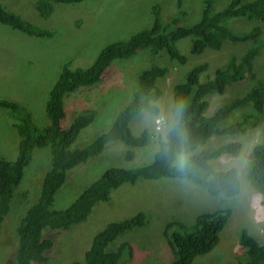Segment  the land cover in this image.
<instances>
[{"label": "trees", "instance_id": "trees-1", "mask_svg": "<svg viewBox=\"0 0 264 264\" xmlns=\"http://www.w3.org/2000/svg\"><path fill=\"white\" fill-rule=\"evenodd\" d=\"M80 1L37 0L36 8L47 19L54 11V3ZM176 3L178 14L166 21L161 17L162 4H153V23L150 27L133 33L127 39L106 45L91 65L72 68L65 64L50 90L46 103L49 123L44 128L36 126L31 112L18 101L0 97V107L9 109L17 118L14 127L20 136L16 159L8 160L0 155V234L17 191L21 190L23 197L27 198L29 190L18 188L23 182L25 168L32 159L34 148L52 147L51 167L43 177L39 197L20 217L17 247L10 264H47L48 253L55 243L51 231L66 230L87 219L98 202L109 201L113 189L124 183L135 184L140 179H148L157 183L155 189H158L159 185L164 188L179 181L193 187L202 186L209 193L225 198L240 193L242 185L238 168L215 169L210 160L224 154L239 156L243 143L234 139L213 147H206V144L215 136L224 139L236 137L249 128L262 125L264 77L256 82L254 79L258 76L255 70L257 57L264 45L261 38L264 31V0H229L221 10H215V0H203L201 16L191 25L180 24L181 16L186 15L187 11L184 0H177ZM231 19L236 20L231 24ZM240 19L252 24L249 27L241 25L238 23ZM0 22L31 36L54 35V31L38 27L9 10L1 1ZM187 37L192 38L191 51L194 54H200L206 48L218 50L226 40L234 43L249 41L250 46L240 57L232 56L219 66L214 75L206 80L202 75L209 68L208 62L195 65L185 72L180 77L185 75L184 79H179L172 87V107L166 117L168 127L157 130L154 126H147L140 133H134L133 121L137 117L144 115L152 118L162 112L159 102L163 88L159 80L169 73L170 67L160 64L148 66L139 73L131 100L120 110L112 126L87 146L77 150L70 148L81 131L96 119L99 111L96 108L84 110L64 126L68 94L81 87L100 83L115 59L130 58L138 48L146 47L154 53L164 50L172 61L185 64L187 56L180 51L177 43ZM245 79L252 80L245 92L210 110L211 97H208L211 94H223L229 85ZM208 107L211 114L207 113ZM153 136H157L156 140ZM116 142L130 146L151 145L152 148L156 145V149L148 161L138 163L132 160L134 151L128 150L124 156L128 161L125 167L107 168L68 207L55 209L56 194L66 183L69 171L102 153L108 143ZM254 155V160L248 162L246 175L262 195L264 204V140L255 146ZM181 159L185 161L183 167L179 163ZM225 198L222 200L225 201ZM232 213L230 207L202 212L190 226L180 220L169 221L166 229L179 227L170 241L174 249L172 264H193L197 257L214 250ZM147 216V212L138 211L132 216L109 222L96 233L84 257L71 261V264H129L133 251L129 241L121 240L117 246L116 243L111 247L109 245L127 232L143 226ZM237 236L247 250L248 259L225 264H264V243H260L247 228L239 229Z\"/></svg>", "mask_w": 264, "mask_h": 264}, {"label": "rangeland", "instance_id": "rangeland-1", "mask_svg": "<svg viewBox=\"0 0 264 264\" xmlns=\"http://www.w3.org/2000/svg\"><path fill=\"white\" fill-rule=\"evenodd\" d=\"M0 1L9 10L38 27L54 31L52 37L31 36L0 22V97L22 104L31 112L39 129L49 123L46 103L65 64L72 68L87 67L106 45L127 39L133 33L150 27L153 23L152 6L157 2L163 6V21L178 14L177 0H82L75 3H54L53 13L45 19L36 8L37 0ZM228 3L229 0H215L214 8L221 10ZM184 9L187 12L181 16L180 24L191 25L201 16L203 0H184ZM235 20L231 19L229 22L232 24ZM238 23L247 27L252 24L246 19H240ZM262 26L264 29V24ZM261 38L264 40V31ZM192 45L191 37L183 38L177 43L180 51L187 56L185 64L172 61L164 50L154 53L146 47L138 48L130 58L115 59L100 83L81 87L68 94L64 126L69 125L84 110L96 108L99 111L96 119L81 131L70 148L77 150L87 146L112 126L120 110L131 100L139 73L148 66L160 64L170 67L169 73L159 80L163 88V97L159 104L164 109L166 118L172 107V87L185 72L195 65L208 62L209 68L202 75L206 80L230 57L244 54L250 43L226 40L219 50L206 48L200 54L191 52ZM257 60L255 70L258 76L254 79L255 82L264 77V45ZM184 77L185 75L180 80ZM251 83L252 80L245 79L229 85L223 94H211L208 97H211L210 110L242 94ZM210 110L208 107V114L212 113ZM16 121L17 118L9 109L0 107V155L8 160L16 159L19 153L20 136L13 126ZM156 121L153 116L148 118L142 115L133 121V130L140 132L146 126L152 127ZM261 124V127L249 128L236 137L224 139L215 136L206 144V147H213L234 139L243 143L239 156L224 154L210 160L215 169L238 168L242 185L238 195L225 198L223 195L209 193L202 186L196 185L200 188L197 189L179 181L164 188L159 185L158 189H155L157 183L148 179H140L135 184L124 183L113 189L109 201L98 202L87 219L72 228L51 231L55 243L48 253L47 264H71V261L82 259L97 232L109 222L132 216L138 211L147 212L145 224L120 236L109 247L114 243L117 246L121 240H127L133 246L129 264H172L174 249L170 241L179 227L166 229L168 222L180 220L179 222L190 226L199 213L225 207L232 208L233 213L220 234L219 244L207 255L197 257L193 264L247 261V250L237 236L239 229L247 228L260 243H264L262 196L246 175L248 162L254 160L255 146L264 140V119ZM164 127L167 128L168 124ZM153 137L156 140L157 136ZM124 144L108 143L102 153L72 168L67 174L66 183L56 194L53 207H68L107 168L125 167L128 161H125L124 156L129 150L127 146L130 145ZM155 146L133 148L135 154L132 160L135 163L148 161L155 153ZM51 163V145L34 148L32 159L25 168L23 182L18 188L29 190L27 198L23 197L21 190H16V199L14 196L11 210L2 224L0 264L11 263L17 247V227L22 219L20 217L37 201L43 177ZM222 198L226 200L223 201Z\"/></svg>", "mask_w": 264, "mask_h": 264}, {"label": "clouds", "instance_id": "clouds-1", "mask_svg": "<svg viewBox=\"0 0 264 264\" xmlns=\"http://www.w3.org/2000/svg\"><path fill=\"white\" fill-rule=\"evenodd\" d=\"M45 19H46V18H45ZM259 24H261V22H260ZM218 50H219V49H218ZM191 52H192V51H191ZM245 52H246V51H245ZM242 55H243V54H242ZM234 56H235V55H234ZM237 57H238V56H237ZM230 58H231V57H230ZM230 58H229V59H230ZM229 59H228V60H229ZM228 60H227V61H228ZM204 63H206V62H204ZM217 68H218V67H217ZM217 68H216V69H217ZM216 69H215V70H216ZM164 77H165V76H164ZM164 77H162V78H164ZM162 78H161V79H162ZM204 80H205V79H204ZM162 97H163V95H162ZM162 97H161V99H162ZM160 106H161V105H160ZM161 108H162V107H161ZM164 116H165V115H164V109H163V108H162V112H161L160 115L153 116L155 120L157 119V121L154 122V124H153V126H154L157 130H158V128H160V127H164L165 124H167V123H166V118H164ZM13 126H14V123H13ZM146 127H147V126H146ZM144 128H145V127H144ZM144 128H143V129H144ZM143 129H142V130H143ZM142 130H141V131H142ZM141 131H140V132H141ZM140 132H139V131L136 132V131L134 130V133H140ZM124 145L127 146L126 144H124ZM145 146H147V145H144V146H135V145H133V146H130V147L127 146V147L129 148V150H133V151H134L133 148H135V147H145ZM134 154H135V152H134ZM179 163H180V166L183 167V166H184V163H185L184 159H181V160L179 161ZM261 196H262V195H261ZM261 203H262V199H261ZM262 204H263V203H262ZM263 205H264V204H263Z\"/></svg>", "mask_w": 264, "mask_h": 264}]
</instances>
